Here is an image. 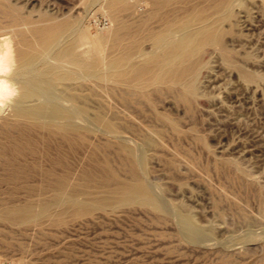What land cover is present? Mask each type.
<instances>
[{
    "label": "rangeland",
    "instance_id": "obj_1",
    "mask_svg": "<svg viewBox=\"0 0 264 264\" xmlns=\"http://www.w3.org/2000/svg\"><path fill=\"white\" fill-rule=\"evenodd\" d=\"M159 1L127 0L137 4L129 11L107 0H0V38L15 49L23 45L3 3L21 23L68 25L58 46L74 51L78 44L75 55L87 47L83 34L90 41L85 60L72 66L78 76L55 79L57 92L76 95L74 103L86 108L73 145L58 136L61 152L52 153L53 177L68 176L65 190L18 185L0 169V203L31 204L39 215L0 220V264H264V0H167L160 7ZM138 17L145 24L135 43L147 52H136L138 60L154 49L152 30L170 28L177 39L185 20L190 30L208 24L203 38L219 37L199 44L192 90L173 75L141 90L117 82L110 64L122 48L112 34L118 20ZM13 84L16 91L0 102V117L10 122ZM42 158L40 168L51 166ZM136 176L162 207L117 202L116 187ZM43 179L41 170L28 178ZM72 193L101 203L74 216ZM190 225L199 238L191 237Z\"/></svg>",
    "mask_w": 264,
    "mask_h": 264
},
{
    "label": "bare ground",
    "instance_id": "obj_2",
    "mask_svg": "<svg viewBox=\"0 0 264 264\" xmlns=\"http://www.w3.org/2000/svg\"><path fill=\"white\" fill-rule=\"evenodd\" d=\"M230 1L222 0V5L229 4ZM107 2L110 6L117 3L123 4L129 11L136 9L137 5L136 2L129 4L127 0H107ZM166 2L167 0H161L157 6L160 7ZM1 5L5 12L12 15L19 34L17 42L22 44L23 48L18 46L15 49V44L7 41V38H0V102L9 98L16 91L13 83L18 85V95L13 98L15 120L10 122L0 117V169L6 172V180H20L18 185L23 183L28 188L41 186L65 190L68 176L63 174L53 177L55 172L52 153L60 154L61 152L58 136L63 138L67 144L73 145L76 136L81 132V125H78L77 118L86 120V108L84 105L82 107L74 103L77 100L76 95L68 93L62 96L57 92L55 79L71 80L78 76V72L72 66L78 64L80 58L84 59L87 56L90 47L88 35L83 34V43H87V47L75 55V48L78 44L74 45V51L71 50V45L66 49L58 46L57 35L59 33V35H63L68 25L65 23L58 25L39 23L30 20L21 23L7 4ZM138 18L137 23L131 19L118 20L112 34L113 44L122 48L120 56L110 64V67L117 68L120 78V80L117 79V82L141 90L145 85L158 82L165 75H173L181 80L189 90H192L196 72L194 58L200 54L199 44L201 42H216L219 37L203 38V34L208 28L210 29L209 25L205 24L198 29L194 28L196 30H190L188 29L190 20H185L182 24V33L177 39L174 37V31L170 28H165L162 32L152 30V48L154 49L148 57L138 60L133 57L136 52L138 53L135 55L136 57L144 56L147 53L135 43L137 31L141 25L145 24L144 19ZM167 25L168 21L166 20ZM46 55L49 56L47 60H45ZM42 61L44 66L41 67V65L39 68ZM14 62L16 63L15 68L9 76ZM84 64L85 70L91 73L93 65L87 64V62ZM41 96H43L42 100L29 103V100H37ZM60 99H64L69 104H66L65 101L64 104ZM85 120L82 123H85ZM96 120H101V117H97ZM38 132H42V134L39 133V135ZM41 143L43 149L40 147ZM41 156L49 159L51 166L40 168L41 161H44ZM39 157H41L40 161ZM227 164L228 161H223L221 167H225ZM39 170L44 175L41 182L28 180L33 173ZM65 172L68 173V171ZM72 175L69 174V177ZM230 180L236 183L233 177ZM68 181L70 182V180ZM115 194L119 203L138 202L161 207L164 204L162 200L152 195L150 187L141 182L139 176H136L134 182L120 183L115 189ZM69 202L75 210L74 216L89 213L94 205L101 203L100 200L91 198L78 200L74 193L69 197ZM51 204L52 202L48 201L42 204L43 213L49 210ZM20 218L26 221H35L39 215L32 212L31 204L0 203V220L14 224ZM192 227L191 230H188L189 234L191 237L199 238L202 234L201 231L193 230Z\"/></svg>",
    "mask_w": 264,
    "mask_h": 264
}]
</instances>
